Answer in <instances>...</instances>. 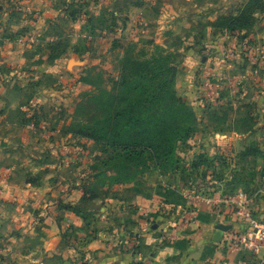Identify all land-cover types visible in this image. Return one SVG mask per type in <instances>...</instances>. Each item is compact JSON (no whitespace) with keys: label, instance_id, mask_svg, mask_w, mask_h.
<instances>
[{"label":"crops","instance_id":"1","mask_svg":"<svg viewBox=\"0 0 264 264\" xmlns=\"http://www.w3.org/2000/svg\"><path fill=\"white\" fill-rule=\"evenodd\" d=\"M109 1L120 4L123 0ZM56 5L54 0H0V196L5 197V200H16L22 195L28 197L37 189H42L32 180H44L40 168L45 166L41 163L46 164L49 156L60 152V158L63 159L62 154L67 149L76 153L84 150L79 142L80 137L70 133L68 139L73 140H69L66 145L61 144L63 121L59 116L55 115L51 122L41 119L39 115L43 102L50 101L56 95L55 89L61 80L60 74L50 71V67L56 65L53 62L60 61L64 53L59 52L51 63H47L46 50L40 44L43 34L48 36L52 32L53 39L57 36L51 28L63 34L62 29L57 27L56 21L60 20L62 14L56 10ZM254 6L260 7L261 11L257 14L255 24L247 29L241 28L235 32L218 27L211 29L213 21L238 17L242 11L248 12ZM136 15L137 21L149 27V36L146 37L154 38L155 42H160L168 50H183L187 53L185 61L190 66L187 79L195 92L192 100L202 105L200 110L205 120L212 123V128L202 127L201 138L194 139L192 134L181 145L185 155L191 154L190 160L193 154L200 158L197 163L201 167L199 172L208 163H218L220 166L229 163L222 152L229 149L232 152L237 146L236 140L240 138L249 137L255 144L262 146L264 0H154L152 4L144 3ZM124 16L120 17L118 13L119 25L116 30L104 27L102 35L94 29L86 34L83 48L90 52L97 39L102 38L106 43L108 36L115 39L118 35L121 40L130 18ZM40 20H43L44 27L38 29L35 26L42 33L38 36L35 27L27 24L29 21L36 24ZM21 21L26 27L16 31L15 35L11 26ZM22 38L26 42L21 44ZM74 44L71 42L64 52L77 53V45ZM121 49L116 52V48L108 46L104 52H115V55H110L105 63H110L112 57L116 60L118 57L120 63ZM69 63L71 60L67 62V67ZM87 70L91 72L90 67ZM99 78V74L94 72L89 88H95L96 79ZM75 97L79 98V94ZM217 121L224 124L218 125ZM36 133L50 134L47 140H50L51 145L40 153L33 151L32 137L37 136ZM42 141L44 139L41 137L35 138L37 145ZM100 147L108 149L101 144ZM67 153L65 155L69 158ZM19 155H27L29 162H37L33 167L36 170L34 178L26 170L25 157ZM190 164L195 163L191 160ZM228 170L226 168L225 172ZM75 172L81 176L86 173ZM199 172L195 171L193 176L200 180L204 174ZM147 173L143 176L148 180L146 183L140 181L138 185L137 180L124 183V187L135 189L137 193L128 204L121 205L119 201L118 210L112 209L109 200L99 213L93 212L85 217L79 212L71 213L76 216L71 218V230L84 229L86 234H91L98 229L96 235L90 238V242L96 244V250L95 244L90 243V248L95 250V256L102 261L101 264H129L131 261H136L135 264H253L254 260L263 258L249 249L232 245V239L243 231L245 225V221L235 214L234 207L235 197L241 189L238 188V191L223 200L217 192L212 193L203 186L196 192L188 182V179H193L192 173L184 175L181 180L173 171H157L151 176ZM213 178L216 176L207 174V179ZM137 179L141 180L140 177ZM256 204L250 200L252 213L255 214L254 210H258L256 215L264 213L255 207ZM16 210L22 215V220L14 224L16 228H22L25 235L21 238L25 241L31 234L29 230L34 228L38 233V243L45 248H40L39 253L43 255L44 252L45 255L52 244L58 243V231L54 232V228L60 230L61 227L62 230L68 220L57 218V212L62 213L57 208L53 218L41 206L37 211L25 206H18L14 212ZM2 211L5 209L0 206ZM5 212L10 213L7 208ZM31 215L34 218L42 216V219L34 224V221H30ZM57 221L62 225L58 226ZM130 232H134V237ZM133 238L137 245L127 246ZM226 245L231 247L227 252L222 248Z\"/></svg>","mask_w":264,"mask_h":264},{"label":"rangeland","instance_id":"2","mask_svg":"<svg viewBox=\"0 0 264 264\" xmlns=\"http://www.w3.org/2000/svg\"><path fill=\"white\" fill-rule=\"evenodd\" d=\"M54 2L57 3L56 10L62 14L60 15V20L56 22L58 23L57 27L60 30L62 29L63 34L60 35V31H55L51 28L52 31L56 32L57 36L53 39L52 35L54 33L51 32L48 36L43 34L40 44L46 50L47 63H51L59 52L62 51L64 53L61 60H55L53 63L57 64H53L54 66L50 67V71H56L60 74L59 78L61 80L55 89L57 90L56 95L50 101L46 100L43 102L39 115L41 119L43 118L51 122L54 121L55 115L59 116L63 121L61 144H68L70 138L68 139L67 135L70 133L80 137L81 140L79 142L84 146V150L76 153L71 149H67V155H70L69 158L65 155L66 151L62 154L63 159L60 158V152L46 158V164L41 163L45 167L40 168L41 175L45 177L44 180L42 178L32 180L33 183L36 182V186H41L42 189H37L38 191L32 192L28 197L22 195L18 196L16 200H9V198L5 200V197L0 196V201L2 200L0 206L5 211L7 208L10 212H0V264H101L102 261H99L94 253L96 244L90 242V238L92 235H96L98 229L95 233L93 231L91 234H86L84 229H79L78 231L71 230L73 222L70 223V221L75 216L71 215V213L79 212L82 217L93 212L99 213L102 207L107 206L105 204L109 200H111L109 204H111L112 209L118 210L119 204L117 203L119 201L121 205L128 204L132 196L137 193L135 189L124 187V183L129 182V178L137 180L136 183L140 185V181L142 183L148 181L143 177L146 176L144 173L148 172L147 175L151 176V174L161 171L156 169L155 160L147 156L136 160L133 158L131 160L130 158L125 159L124 151L114 150L113 152V149L109 147H107L108 149L101 148L100 143H97L90 137L84 136V133L90 132V125L94 118H101V113L97 112L98 105H96V103L99 104V101L96 99L98 94L107 93V96L117 97L122 92V84H132L133 86L137 82H140L154 89H160L161 85H165L177 97L176 102H173L171 99L168 100V103L170 102L168 104L170 112L166 117V121L170 123L171 127L177 123L190 127L194 139L201 138L200 130H202V127L212 128V123L205 120L200 110L202 105L197 103L195 99L192 100L195 92L192 90L191 84L187 79V71L190 66L185 61L187 56L186 51L168 50L160 42H155L154 38L146 37L149 36L147 34L148 25L142 23L140 20H136L138 9H141L144 3L152 4L154 0H123L120 4L113 1L110 2L109 0H54ZM250 11L253 14H243L239 20H235L237 26L234 28H231V19H223L216 22L213 21L211 29L215 30L218 27L220 29H227L230 32L238 31L241 28L247 29V27L255 24V19L261 9L254 6ZM118 13L120 17L124 15L130 17L126 23V31H124L121 40L118 38V35L115 39H111L110 37L112 36H108L109 38H106V45L105 41L99 38L95 41L93 49L90 52L86 51L83 48L86 44L84 36L93 29L97 34L101 35L105 32L103 31L104 27L116 30L119 25L117 19ZM54 15H56L55 11ZM35 23L29 21L27 26L31 24L34 27L37 26L38 29L44 27L43 20L36 21ZM23 24V21H21L11 26L15 35L17 34L16 31L26 27ZM121 24H123L122 20ZM37 28L35 27V30L38 31L37 35L39 36L42 33ZM9 38L13 39V37ZM18 38L14 37V39ZM20 42L21 44L26 42L25 38H22ZM71 42L77 45V53L64 52V49L68 48ZM110 45H112V48H116V52L121 48L123 49L120 63H118V57L117 60L113 58L115 52H104ZM110 55H113L110 63H105ZM70 60L71 63L67 67V62ZM58 63L61 64L59 65ZM88 67L91 68V72L87 70ZM94 72L98 73L100 78L96 79V86L92 89L89 88L92 85L90 84V78ZM78 94L79 98L75 97L76 99H74V96ZM94 95L95 97L93 98ZM107 101L109 103L108 109L111 108L112 110L114 107L113 103L117 101H113L112 99H107ZM178 103L183 104L187 116L179 110L181 106ZM217 122L218 125L224 124L221 121ZM177 131L184 132L182 140L176 144V154L180 159L176 164L174 161L166 163L163 166L165 169L174 168L173 172L177 173L175 175L180 180L184 175L192 173L191 177L193 179H188V182L196 192L203 186L208 188L212 193L217 192L223 200L228 199L238 188H247L248 194L252 195L251 200L257 203L255 207L260 211H264V143L262 146L256 145L257 148L254 149V146H250L254 142L249 137L246 139L240 138L236 140L238 143L232 152H230V149L227 152H222V156L228 158L229 163H223L221 166L218 163H208L199 172L201 167L197 163L200 158L195 156L196 154H193L194 156L191 160L195 164L191 165V154L187 156L181 151V145L186 140L185 137L190 133H187L186 130ZM38 135L32 137V145L34 143L33 151L40 153L42 149L51 145V143L50 140H47V137L50 135L49 133H39ZM38 137L43 138L44 141L37 145L35 144V138ZM56 137L59 138V136ZM71 139L73 140V138ZM57 140L59 141L60 139ZM73 142H76V140ZM248 147H251V149H248ZM248 150L253 151V153L244 154ZM217 155H220V153ZM20 157H25L26 170L34 178L36 170L33 167L37 165V162L35 160L29 162L27 155ZM40 161L42 162V158H40ZM226 168L232 172H225ZM221 170H223L225 175H223ZM75 171H86V173L81 176V174L77 175ZM195 171L199 172V174L203 173V179L199 180L194 177L193 173ZM207 174L212 177L216 176V178L207 179ZM138 177L141 180H138ZM227 205L229 204L227 203ZM18 206L32 207L35 208V211L41 206L50 213L52 218L54 217V210L57 208L62 212H57V218L68 220L63 225L62 230L61 227H59L60 230H57L56 227L54 228V232L58 231V243L52 244L50 246L51 249H48L45 255L44 252L43 255L39 253L40 248L42 250L45 248L38 243V233L34 228L29 230L31 234L28 235L25 241L21 238L25 235L22 228L18 229L15 227V221L22 220V215L18 214L17 210L14 212V209ZM257 212L258 210H254V215ZM32 215L30 221H34V224L42 219V216L34 218ZM80 215L78 216L80 217ZM260 215L264 216V213ZM56 223L58 226L62 225L59 221ZM99 229L102 230L103 228ZM130 234L134 237V232H130ZM13 237L15 238L12 239ZM19 237L20 239L17 240ZM90 243L95 244V250L90 248ZM136 243L133 238L126 245L135 247ZM222 248L227 252L226 250H230L231 247L226 245ZM258 255L263 256V258H258V261L254 260L253 264H264V247L260 249ZM135 263L136 261H131L129 264Z\"/></svg>","mask_w":264,"mask_h":264},{"label":"trees","instance_id":"3","mask_svg":"<svg viewBox=\"0 0 264 264\" xmlns=\"http://www.w3.org/2000/svg\"><path fill=\"white\" fill-rule=\"evenodd\" d=\"M247 13L251 14V11L244 10L238 17L230 18L232 20L231 28L237 26L235 20H239L243 14ZM176 98L174 92L165 85H161L160 89H154L140 82L133 86L132 84H122V92L117 97L100 93L96 96L99 104L95 103L98 105L97 112L101 113V118L92 119L90 132L84 133V136L113 149V152L114 150L124 151L125 159L136 160L147 156L155 160L156 169L172 172L175 170L174 168L168 170L163 166L172 161L176 164L180 159L176 154V144L182 140L184 132L181 133L177 130H186L187 133H190L185 139L193 134L190 127H186L184 124L177 123L171 127L170 123L166 121L170 112L168 100L176 102ZM107 99L117 101L113 103L112 110L108 109ZM178 104L181 106L179 110L187 116L183 104ZM256 145L253 143L250 146H254L256 149ZM251 152L253 153L248 150L244 154H251ZM128 181H134V179L129 178ZM241 190L248 193L247 188Z\"/></svg>","mask_w":264,"mask_h":264},{"label":"built area","instance_id":"4","mask_svg":"<svg viewBox=\"0 0 264 264\" xmlns=\"http://www.w3.org/2000/svg\"><path fill=\"white\" fill-rule=\"evenodd\" d=\"M210 92L208 95L210 96ZM264 194V192H263ZM251 194L240 190L235 197V214L245 221L243 231L237 233L232 239V245L249 249L258 254L264 247V216L254 215L250 208Z\"/></svg>","mask_w":264,"mask_h":264}]
</instances>
